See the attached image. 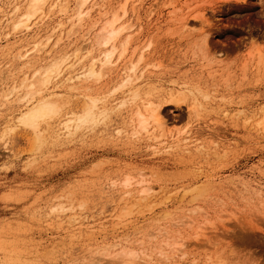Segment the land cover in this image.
<instances>
[{
  "label": "rangeland",
  "instance_id": "rangeland-1",
  "mask_svg": "<svg viewBox=\"0 0 264 264\" xmlns=\"http://www.w3.org/2000/svg\"><path fill=\"white\" fill-rule=\"evenodd\" d=\"M69 1L68 14L47 11L24 30L14 28V17L28 0H0V101L55 52L83 46L85 53L89 23L126 0L90 2V17L74 34L65 32L77 0ZM127 10L128 55L143 57L134 84L140 95L158 96L165 136L133 134L135 103L127 89L113 91L127 75L125 59L98 81L76 79L83 67L76 65L50 86L60 83L64 113L77 112L88 92L105 97L107 116L76 133L54 132L56 119L38 142L18 123L24 104L5 95L0 264H264V0H128ZM35 40L39 51L16 59ZM168 92L186 98L175 103ZM61 202L65 208L56 209ZM173 241L183 243L180 251L171 250ZM122 249H135V259H121Z\"/></svg>",
  "mask_w": 264,
  "mask_h": 264
},
{
  "label": "bare ground",
  "instance_id": "bare-ground-1",
  "mask_svg": "<svg viewBox=\"0 0 264 264\" xmlns=\"http://www.w3.org/2000/svg\"><path fill=\"white\" fill-rule=\"evenodd\" d=\"M92 1L94 0L75 1L76 8L74 9V13L71 19L69 20L70 22H72L71 27H69L71 29H68L70 30V32H67L64 29L66 33L69 34L77 33V27L81 25L83 22H85V20L88 17H90L91 10L95 6V3L89 5L91 4L90 2ZM96 1L97 0H95V2ZM127 4H128V0L121 3L117 8L115 7L114 10H108V11L100 10V13H98L96 19L92 20V22L89 23V26L87 27V31H85V34H83L82 36L83 39L88 38V42H89V44L84 49L86 51L85 53H83V46L80 47L78 50H75L73 54L62 53L61 55H58L55 52V54H53L55 56L51 55L50 60L47 62V65L40 66L37 69H34L31 73L29 74L27 73L28 76H26L25 78L23 77L22 80L19 81L17 85L12 87L11 91L7 94V95L13 94L18 101H21L24 104V107L21 110L22 112H20L21 114L18 116L19 117L18 123L31 128L32 131L36 134L35 140H37L38 142H42L41 138L45 136V132H47L50 126L53 125L52 121L56 119H57L56 124L54 125L56 127V130H54V132L58 133V131L61 130L62 128L63 130L68 131L67 133L68 135L69 133L72 134L73 132L79 129L87 128L88 125L90 124L98 123L101 118L107 116L106 114L108 111V107L106 109L105 107L102 108V105L104 106L106 103L104 102L105 97L101 96L104 99L103 101V99L98 97L97 94L94 95L89 93L87 91L88 88L90 87L89 89H92L90 85L89 87L86 88L87 89L86 92H88V95H86L87 99L86 101L84 99L82 103L78 105L77 112L72 111L65 113L63 112L65 101H62L61 100L62 98L59 97V95L60 96L62 95V97H64V94L58 95V93L55 91V87H57L58 84L60 85V83L57 82L55 86L53 87L50 86L54 84L65 71L69 70L70 68L76 65L83 66L82 71L78 74L76 79L89 80V81L93 79V81L95 80L98 81L106 74L105 71H108L120 59L128 60L130 65L129 67L127 66V68L126 66H124L125 67L124 72L126 71L127 73L126 72L125 73L127 75H125L122 82H120V84L116 86L115 89L113 88V91L116 92L119 89H127L128 91V93L126 92L128 94L127 96L129 97L131 103L133 104L135 103L134 104L135 110L133 112L134 115L132 116L133 118L131 117L133 119L132 123L135 122L134 123L135 129L133 128L135 132L132 131L133 134L134 133L139 134L141 131H146V134L149 132L153 133L155 131H159V133H161L160 138L161 136L163 137V135L165 136V130L167 129V124L163 117L162 104L157 99L158 96L156 97V99L149 97V96H153L152 92L150 93L147 92L146 93L147 96L140 95V91L138 90L139 88L138 85L134 84L136 82L135 80L139 77V76L137 77L138 75L137 72L138 70H140L139 63L142 61L143 57L140 56L139 58L137 55L135 58L137 59L138 57L139 60L137 62L136 61L134 62L133 61L134 53L132 52L130 56L128 55L131 36L126 33L131 28V24L123 21V19L128 14ZM96 5L98 6V3ZM103 5H105V2ZM46 7H49V10H45ZM19 8L20 5H17L16 8L12 10V15H14ZM100 8H103V6L101 7L100 5ZM69 10H70L69 0H28L26 7L23 9L21 14L19 13L20 15H18V18L20 17L18 21L15 19L17 17H14V20L16 21L14 22L15 25L14 28L30 30L31 28H33L31 21H33L32 19H34V17L37 16L36 18L38 19H40L41 17L43 18L49 14L47 11L49 12L51 11V13L53 11H56L57 13L60 12V13L68 14ZM38 15L40 16V18ZM181 20H182L181 24L183 25V27L184 26L187 27L189 25L186 18H183ZM62 21L57 23V25L52 28L53 29L52 31L50 30L51 34H48V37L46 39L47 40L46 45H48L50 43V40L53 38V36L57 34V30L63 26L64 22ZM59 32L60 35L62 36L63 28H62V32L61 31ZM125 34L129 36L127 37ZM61 36L58 37V39L55 42V45H58L59 42L62 41ZM34 43L35 44L33 46L29 44L28 46L29 50L26 51L25 53L21 48L17 54L16 59L19 58L20 61V59L24 58L26 55H29V53L34 49L35 50L37 49L39 51L41 44L36 40ZM202 45L208 46L207 37H204V41ZM131 50L133 51L135 49L133 48ZM260 58H262V55H260ZM32 60L33 58L30 57L27 60L23 61L22 64L24 65L23 67L27 66L28 64L31 65ZM71 60L72 62L70 64ZM212 60L216 61V57H214ZM143 74L144 73H142L141 76ZM70 79L71 78H65V80L62 83H65ZM0 80H2V78ZM67 86L68 89L69 87H71L69 85ZM78 86L79 85L77 84V87ZM73 87H75L76 89V85H74ZM46 89H48V91H46ZM79 89H81V87ZM168 93H166V95ZM153 94L155 95L157 93H153ZM169 94L171 95L170 97L171 99L169 100L175 103H179L183 101L184 100L183 98L186 95L185 94L183 98H181L179 94H178L179 96L178 95L175 96L174 94L171 93ZM5 95H3V99L0 102L1 103L4 102L6 105L5 101L8 98L6 97L7 95L6 96ZM13 100L15 101V99ZM7 101H9L10 103L11 100H7ZM102 101L104 102V104L100 106V103ZM259 124L264 127V119H261ZM7 128L9 127L7 126ZM173 135L176 134H172V136ZM179 139L180 137L177 135L175 140L173 138L174 142H177ZM129 182L130 179L127 178L125 183L129 184ZM149 190L152 189L150 188ZM141 197L142 198L139 197L140 200L144 199L143 196ZM64 204H65L64 202H61L55 208L58 210L60 208L64 209L65 208ZM127 210L128 211L126 212V214L125 213L124 214L130 215L131 209L129 210L127 208ZM123 217L125 218L126 216ZM181 245H183V243L180 244L179 241H173V243L171 244L172 246L171 250L172 249L179 250ZM124 250L125 249L119 251L120 254L117 253V255L118 254L121 255L120 256L122 257L121 259H124L123 257L126 258L132 257V259L131 258L127 259V261L132 262L133 258L135 259L137 255L135 249L134 250L131 249L129 252H127V250L129 249H126V251ZM127 261L125 260V262Z\"/></svg>",
  "mask_w": 264,
  "mask_h": 264
}]
</instances>
